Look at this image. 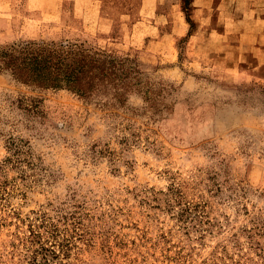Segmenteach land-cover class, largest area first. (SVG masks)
<instances>
[{"label": "rangeland", "instance_id": "374dc122", "mask_svg": "<svg viewBox=\"0 0 264 264\" xmlns=\"http://www.w3.org/2000/svg\"><path fill=\"white\" fill-rule=\"evenodd\" d=\"M214 11L0 0L1 45L85 40L137 57L152 89L111 108L0 74V264H23L12 244L41 213L68 219L64 264H264V67L241 52L249 13L220 35ZM10 140L30 167L5 162Z\"/></svg>", "mask_w": 264, "mask_h": 264}, {"label": "trees", "instance_id": "16d2710c", "mask_svg": "<svg viewBox=\"0 0 264 264\" xmlns=\"http://www.w3.org/2000/svg\"><path fill=\"white\" fill-rule=\"evenodd\" d=\"M0 74L27 87L66 90L79 98L101 101L106 107H122L129 96L142 93L152 101L151 85L144 80L143 64L130 54H116L85 40L20 39L0 44ZM22 141L10 140L6 163H25L29 154ZM264 151V150H263ZM67 218L55 220L47 213L28 219L23 236L16 235L13 247L23 264H64L72 243Z\"/></svg>", "mask_w": 264, "mask_h": 264}, {"label": "crops", "instance_id": "0c3cea01", "mask_svg": "<svg viewBox=\"0 0 264 264\" xmlns=\"http://www.w3.org/2000/svg\"><path fill=\"white\" fill-rule=\"evenodd\" d=\"M212 5H215V11L209 18L215 27L211 29V32H217L220 35L225 34L226 31L231 28H241L245 17L241 16L242 10L249 13L247 23H251L253 27L250 35L246 36L247 40L243 39V45H241V52L245 58L251 56L252 69H261L264 67V0H210ZM206 13L201 14V20H205ZM242 21V22H241ZM201 24L197 25V30L200 31ZM217 27V28H216ZM217 31H216V29ZM212 35V34H211ZM226 36V35H225ZM254 37L255 40L250 41V37ZM230 42L227 43V45Z\"/></svg>", "mask_w": 264, "mask_h": 264}]
</instances>
